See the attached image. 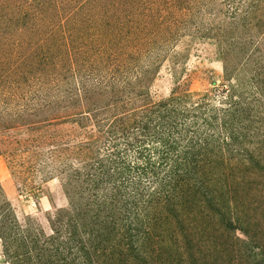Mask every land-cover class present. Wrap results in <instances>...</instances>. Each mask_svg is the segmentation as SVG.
I'll return each instance as SVG.
<instances>
[{"label": "rangeland", "instance_id": "1", "mask_svg": "<svg viewBox=\"0 0 264 264\" xmlns=\"http://www.w3.org/2000/svg\"><path fill=\"white\" fill-rule=\"evenodd\" d=\"M170 121L218 163L131 211ZM0 264H264V0H0Z\"/></svg>", "mask_w": 264, "mask_h": 264}, {"label": "trees", "instance_id": "2", "mask_svg": "<svg viewBox=\"0 0 264 264\" xmlns=\"http://www.w3.org/2000/svg\"><path fill=\"white\" fill-rule=\"evenodd\" d=\"M233 111H234V109H232V106H230V110H227L226 112L230 113ZM235 112H239V111H235ZM232 118H233V115H230V117H228L226 119L232 120ZM226 119H224V122H223L224 124H227L225 126V131L228 128V124L232 128V125H231L232 123L227 121ZM207 124L210 126L209 120H207ZM243 124L244 123L241 121L237 125H239L240 128H243V127H241V126H243ZM168 127H174L173 128L174 131L173 132H171V131L166 132L167 139L162 138V141H160L161 143H163L165 145H164V148H162L160 150L161 153L158 152V154L160 156L158 158V161H156V164H155V167H157V168H154V170L156 172L153 171V172L149 173V171H148V166L151 165L150 164L151 161L148 162L149 156H147V157L142 156L144 159L143 162H144L145 167L142 166V169L137 167V170H141L142 172H145V173L148 171L149 174H152L154 176L158 175V171H161V172L166 171L165 172L166 176L164 177V179H167V180H165V181L162 180V181H164L163 182L164 184L161 185L160 190L158 188H152L151 189L152 192L149 194H148V191H145L143 189L139 190L138 189L139 188L138 183H133L132 187H133V189H135L136 193L132 192L133 194L131 193L130 195H127V201H126L128 206H130L129 210H131V211H135V210L141 211L143 209L144 205H146L147 207L150 206V208H153V209H155V208L157 209L158 206H162V204L163 205L164 204L171 205L173 208H176V206H180L181 203H180L179 199H181L182 197L179 196V188H181V187L184 188L185 186L189 185V186H193V189H195L196 191L206 189L207 186L205 184H206V181L208 179L206 178L207 176H206L205 170H207V167H209L210 165H214V164L218 163V161L215 162L216 159L208 158V156L211 157V155H213L212 154L213 142H211L210 137H207V135H206V137L203 136V138L200 136L196 139H193L189 143H187V146H185L181 152H179V150H180L179 145H181V144L179 142H177V140H176L177 138L174 139V135L177 134L178 135L177 137H179L183 134V131L179 130L177 128L176 124L171 122V121H170V124H168ZM235 131L236 130H234V129H230L229 132L226 131V134H229L230 136H232V134H234ZM238 139L241 141H246L247 135H239V138L235 137V135H234V137L231 138L232 141L234 140L235 143L238 146H240L241 144L239 141H237ZM143 149H145V148H143ZM145 152H146V150H145ZM178 152L180 154H178ZM138 155L141 156V153L138 152ZM116 164L120 167L115 166L112 168V170H113L112 173H115L114 175L111 174V176H110L109 172H108L109 170H104V171L102 170L103 177L106 179H109L113 183L112 184V187H113L112 192L109 194H106L108 196V198H110L111 202L117 201V197L120 196L119 194L122 190V186L120 185L121 184L120 181L117 183H115V181L118 179V177H122L119 175H120V173L123 174L124 168L128 169L125 166L124 162L120 161ZM119 169H121L122 172H120ZM117 175H118V177H116ZM137 191L139 192V195L137 194ZM185 191H186V189H182L183 194ZM142 194L144 197L142 196ZM107 196H106V198H107ZM149 198L152 200V202L149 200ZM143 199H146V200H143ZM210 202L212 203L213 200L212 201L210 200ZM148 204H150V205H148ZM217 206H219V205H217ZM151 217H152L151 214L148 212V216H146V218H151ZM153 218L156 219L155 216H153ZM127 220H131L128 224L130 225V227L132 229H133V226L146 227V228L148 227L146 222H144V224H143L139 220L137 223H132L133 220L131 219L130 216L127 218ZM230 220L231 219H228V221H230ZM135 221H137V220H135ZM230 223H231V221H230ZM136 231H137V229H136ZM138 233H139V231H138ZM88 236H90V237L92 236V239L87 240L88 248L91 250V248H93L94 239H96V235L93 234V231L92 232L90 231L88 233ZM68 240H70V239H68ZM69 242H71V240ZM83 250H85V249L83 248ZM83 252L86 255V252L85 251H83Z\"/></svg>", "mask_w": 264, "mask_h": 264}]
</instances>
